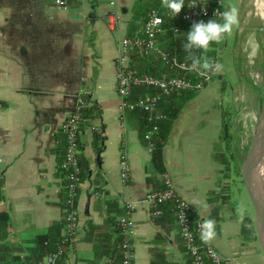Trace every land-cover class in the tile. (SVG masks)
Wrapping results in <instances>:
<instances>
[{"label":"crops","instance_id":"crops-1","mask_svg":"<svg viewBox=\"0 0 264 264\" xmlns=\"http://www.w3.org/2000/svg\"><path fill=\"white\" fill-rule=\"evenodd\" d=\"M62 1L0 0V215L7 221L0 236L18 246L16 254L25 259L38 235H61V125L83 91L93 117L79 136L82 182L70 264H120L117 221L125 203L132 208L134 264H191L169 207L159 217L151 214L146 194L162 184L154 188L148 178L161 182L159 173L141 139L139 120L129 110L120 119L115 91L119 40L139 31V18L154 0ZM137 3L142 15L135 13ZM109 13L118 18L114 29L107 25ZM131 64L147 61L134 57ZM216 79L180 106L163 147V164L175 191L191 204V218L215 220L211 244L224 264H261L244 220L243 189L225 170L218 93L223 87ZM121 152L128 164L126 182L120 177Z\"/></svg>","mask_w":264,"mask_h":264},{"label":"built area","instance_id":"built-area-1","mask_svg":"<svg viewBox=\"0 0 264 264\" xmlns=\"http://www.w3.org/2000/svg\"><path fill=\"white\" fill-rule=\"evenodd\" d=\"M161 2V0H160ZM56 3L63 5L62 0ZM113 4V2H111ZM227 10L220 0H184V7L180 13L172 17L169 12L170 23L164 20L159 8H151L142 25V28L135 34L124 35L119 40L118 53L114 59L116 70L115 91L120 101L118 109L120 119L126 110H139L146 113L148 120L152 122L166 118V114L157 112L158 104L163 97L182 92L195 93L205 87L206 84L221 76L219 73L208 72L200 75L197 72H189L180 65H188L190 61L179 59L176 54H169L159 47L158 37L166 32L177 35L180 31L179 23L193 24L194 22L215 19L214 12ZM107 25L114 29L118 25V18L115 14H107ZM216 46V47H215ZM214 46V52L207 55L212 61L219 63L217 53L219 45ZM156 55L164 61L170 69L176 68L180 71L194 74L189 76H169L166 73L161 75L138 74L131 67L134 57H144ZM144 86L156 90L153 94H143L131 100L132 88ZM83 91L76 97V104L72 112L66 117L61 128L65 133L64 158L61 163L63 174L64 190V217L63 228L60 238L55 242L54 251L48 253L38 262L27 261L25 264H70V245L75 239L78 230V210L76 198L82 182V167L79 159V136L82 132V123L88 121L83 118V110L87 106V101ZM2 107L0 103V108ZM84 125V124H83ZM123 129V122H120ZM85 127V126H84ZM91 129L97 130L95 125ZM158 130V125L153 124L145 134L146 147L148 151L153 148L152 136ZM120 177L122 181L128 180V164L125 153L119 156ZM162 187L149 190L146 199L151 206L153 217H159L164 213V206L169 207L175 223L178 226L186 253L189 255L191 264H224L225 257L211 243L204 244L199 239V224L201 221H193L191 218V204L182 198L173 188L172 180L166 171L159 173ZM131 204L125 203V213L119 217L117 224L120 232V264H134V247L132 235L134 232L133 221L131 219ZM189 235H186L185 233Z\"/></svg>","mask_w":264,"mask_h":264},{"label":"rangeland","instance_id":"rangeland-1","mask_svg":"<svg viewBox=\"0 0 264 264\" xmlns=\"http://www.w3.org/2000/svg\"><path fill=\"white\" fill-rule=\"evenodd\" d=\"M223 3L227 9L235 7L239 19L238 26L218 44L217 50L222 65L217 83L225 82L223 90H218L219 101L230 116L233 137L231 150L226 151L229 163L225 170L230 171V179L237 189H243L244 197L243 183L231 154L237 158V167H243L264 114V11L261 0L260 3L259 0H223ZM211 84L216 85L215 82ZM253 214L255 220V209Z\"/></svg>","mask_w":264,"mask_h":264},{"label":"trees","instance_id":"trees-1","mask_svg":"<svg viewBox=\"0 0 264 264\" xmlns=\"http://www.w3.org/2000/svg\"><path fill=\"white\" fill-rule=\"evenodd\" d=\"M151 8H159L160 14L164 17V20L170 23V16H169V10L166 8L162 7L160 0H154L152 3H150L149 7L147 8L146 12L144 13L142 19L141 17L139 18V22H141L139 30L142 28V25L147 17V14ZM135 13L136 15H142L143 11L141 12L139 10V3L136 4L135 6ZM141 20V21H140ZM136 21L135 19L132 20V22ZM192 24H184V23H179L180 26V31L177 35L172 34L171 32H166L163 35L158 37V41H160L159 47L165 51L168 52L169 54L172 55V53L176 54L179 59H186L187 54L184 52L182 48V44L185 41V36L188 31H190ZM132 35V34H130ZM216 43H212L210 45V51L206 53V55L212 54L214 50L212 49ZM198 55L199 50H198ZM138 61H147L146 66L138 65L133 66L131 64V67L133 70L138 73V74H154V75H161L162 73H166L169 76H189L192 75L194 77V74L192 73H187L186 71H180L176 68L170 69L169 66L160 59L158 56L150 55V56H144V57H135ZM190 61V60H188ZM225 82L222 81V87H224ZM156 92L155 89L150 88V87H144V86H138V87H133L132 88V95L130 97L131 100L136 99L138 96L149 93L153 94ZM177 94L170 95L167 97H163L161 101L158 104L157 112H166V119H162L160 121L152 122L148 120L147 114L139 111V110H134V111H129L127 113L134 115L140 123V136L141 139L144 140V134L145 132L151 128L153 124L158 125V130L153 134L152 136V143H153V148L150 151L151 155V163L152 167L154 170V173L157 175L158 173H161L165 171V167L163 164V147L164 144L168 138L169 131L173 122V119L177 115L180 106L182 103L188 99L192 93L191 92H182L178 94L179 96H176ZM176 98V99H175ZM170 101V102H168ZM168 102V103H167ZM93 112L92 109L90 108H84L83 110V118H86L89 120V118L93 117ZM224 109L221 110V141L224 144V148L226 151H230L232 147V132L230 129V116L225 113ZM226 117V118H224ZM88 121L85 123H82V129L84 126L87 124ZM84 124V125H83ZM231 159L235 164L236 167V172L240 175V170L237 167V158L234 154H231ZM228 163L229 161H225L226 168H228ZM230 172V171H229ZM229 172H226L227 175H229ZM148 182L152 185H154V188H159L161 186V182L159 179H157L155 176L148 178ZM193 220V219H192ZM194 221V220H193ZM7 224L6 218L0 215V229H4ZM5 231V230H4ZM3 236H0L2 239L0 241V264H25L27 261H34L38 262L41 259H43L48 253L51 251H54L55 249V242L60 238V236H54L51 234H45V235H38L35 239V246L33 249H31L28 253V257L25 259H20V256L16 254V251H18L20 248L12 243H9L7 241H4Z\"/></svg>","mask_w":264,"mask_h":264},{"label":"clouds","instance_id":"clouds-1","mask_svg":"<svg viewBox=\"0 0 264 264\" xmlns=\"http://www.w3.org/2000/svg\"><path fill=\"white\" fill-rule=\"evenodd\" d=\"M223 7V0H220ZM162 7L169 10L174 17L180 13L184 7V0H161ZM215 19H209L207 22L199 21L191 25L190 31L186 33L185 41L182 44L186 58L190 60L188 65H180L189 72H197L204 75L208 72L219 73L222 71V65L212 61L206 53L210 51L212 43H221L227 35L233 32L234 27L238 26V10L231 7L227 10L214 12ZM199 50V55L197 54ZM200 204L202 208H207L206 203L194 202L193 205ZM199 239L204 244L211 243L216 237V222L213 219L203 220L199 224ZM186 235H189L187 232Z\"/></svg>","mask_w":264,"mask_h":264},{"label":"water","instance_id":"water-1","mask_svg":"<svg viewBox=\"0 0 264 264\" xmlns=\"http://www.w3.org/2000/svg\"><path fill=\"white\" fill-rule=\"evenodd\" d=\"M252 148L253 145L245 157L243 167H241L240 170L241 181L244 188V220L258 259L261 264H264V239L254 220L253 214V210L262 196L264 181L259 169L261 164H253L252 166H249L247 163L249 162L247 158L250 155Z\"/></svg>","mask_w":264,"mask_h":264},{"label":"bare ground","instance_id":"bare-ground-1","mask_svg":"<svg viewBox=\"0 0 264 264\" xmlns=\"http://www.w3.org/2000/svg\"><path fill=\"white\" fill-rule=\"evenodd\" d=\"M261 1H262L261 8L264 11V0H261ZM259 3H260V0H259ZM262 117L263 118L259 122L258 127H257V131L255 132V135H254V144H253V148L251 149V153L247 158V160L249 161L247 163L249 166H252L253 164H261L259 169H260V174L262 176V179L264 181V114ZM256 147H257V149H256ZM244 161H245V159H244ZM254 209L256 212L255 222H256V224H257V226H258V228L262 234V237L264 239V190H263L262 196H261L258 204L256 205V207ZM257 221H258V223H257Z\"/></svg>","mask_w":264,"mask_h":264}]
</instances>
